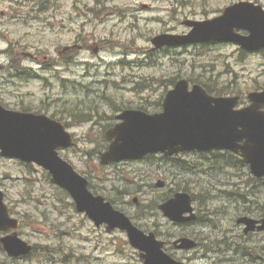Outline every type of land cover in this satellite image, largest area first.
Listing matches in <instances>:
<instances>
[{
	"label": "rangeland",
	"instance_id": "1",
	"mask_svg": "<svg viewBox=\"0 0 264 264\" xmlns=\"http://www.w3.org/2000/svg\"><path fill=\"white\" fill-rule=\"evenodd\" d=\"M41 1L43 5L49 4L43 13H40ZM101 1L102 5L96 8L94 0H33L32 5L21 7L18 12L12 5L14 1L0 0V57L7 64L10 63L8 56L18 51L38 55L41 65V57L57 58L58 51L71 45L81 34L88 35L90 40L85 51L72 55L77 64L59 65L60 69L46 79L39 77L29 82L17 79L14 85L8 82L10 75L4 74V79L8 80L4 81L1 74L0 99L10 110L19 111L23 106L34 113L42 112L67 122L66 128L75 138L76 146L61 151V157L87 178L98 194L118 200L116 207L144 231L152 232L162 225L159 238L173 242L169 236L182 228L169 224L156 208L151 211L154 218L147 214L142 216L141 209L154 208L179 188L199 195L207 191L201 206L205 217H201L207 218L212 211L220 212L211 217V226L201 223L189 227L190 237L204 242L200 235H218L215 243L222 244L208 256L218 264H229L228 260L232 264H248L250 259L243 261L245 246L253 248L258 264H264L261 260L264 258V236L246 241L234 231L240 216L264 217V199L251 196L256 192L251 187L232 192L228 183L222 181V175L217 177L215 173L212 177L210 173L204 176L199 172L182 175L173 170L172 176L168 162L158 168L152 161L110 167L100 166L99 161V154L108 146L103 135L110 128L108 126L116 123L114 118L122 110L157 111L155 102L162 100L166 92L160 80L180 75L196 79L205 70L206 76L212 74L224 80L232 71L243 72L242 64L236 65L226 56L227 52L219 48L188 47L170 53L151 51L150 41L156 35L187 33L189 30L182 25L185 20L202 21L217 16L231 0ZM259 1L264 3V0ZM103 7L107 11L97 18L94 12L88 11L100 12ZM93 49H98L97 54ZM4 52L10 54L3 56ZM25 61L32 70H41L36 62ZM245 66L248 71H262L264 75L262 59L247 61ZM57 74L67 83L60 82ZM73 82L81 87L73 89L70 85ZM74 113L80 114V121L73 120ZM182 160L190 164V161L204 162L198 156ZM160 181L166 183L163 189L156 188ZM175 181H180L178 187ZM0 182L12 214L23 220V240L37 245L40 250L30 261H25L26 264H141L125 233L108 234L104 227L97 229L85 215L75 211L72 200L43 169L0 158ZM125 191L131 194L122 197L120 193ZM134 199L138 200L137 204L133 203ZM168 252L190 264L210 263L203 260L202 251H197L193 257L178 254L174 248Z\"/></svg>",
	"mask_w": 264,
	"mask_h": 264
},
{
	"label": "water",
	"instance_id": "2",
	"mask_svg": "<svg viewBox=\"0 0 264 264\" xmlns=\"http://www.w3.org/2000/svg\"><path fill=\"white\" fill-rule=\"evenodd\" d=\"M227 15L232 17L234 12L228 11ZM226 19L231 22V18ZM222 21L189 23V26L194 27L190 35H162L152 40V43L157 48L207 41H236L247 48L264 44V33L258 29L251 30L255 27L250 28L245 21L235 23L249 29L251 36L247 39L235 37L232 34L234 27L222 24ZM254 24L258 26L259 19ZM188 87L187 81L178 82L175 89L166 96L164 112L160 115L125 111L119 116L123 123L107 133L106 138L111 144L101 154V164L140 159L149 153L172 155L179 151L228 149L241 152L244 161L251 164L253 175L263 177L264 118L258 114L257 109L238 114L233 110L234 101L212 99L203 88L195 86L189 92ZM243 139H247L245 146H239L238 143ZM73 144L72 136L60 123L45 116L7 111L0 106V157L35 163L47 170L53 180L70 193L77 212L85 213L96 227L105 224L108 232L115 229L125 231L131 246L140 252L143 264H182L164 252L165 243L158 240L154 233L145 234L125 214L89 191L88 181L59 156V149H69ZM9 210L0 192V227L6 224L7 229L16 227L17 221L9 218ZM160 210L173 222L182 223L193 219L183 218L184 214L193 212L191 197L187 194H177L161 205ZM241 221L249 228L247 219ZM15 243L17 245L18 241ZM178 243L180 249L193 247L187 239H181L176 245ZM24 246L17 245L10 248L9 252L15 256L26 255L29 249Z\"/></svg>",
	"mask_w": 264,
	"mask_h": 264
},
{
	"label": "flooded vegetation",
	"instance_id": "3",
	"mask_svg": "<svg viewBox=\"0 0 264 264\" xmlns=\"http://www.w3.org/2000/svg\"><path fill=\"white\" fill-rule=\"evenodd\" d=\"M44 1H46V0H44ZM19 2V0H17V3ZM19 3H23V4H28V5H32L33 4V0H25V1H22L21 0V2H19ZM49 5V4H48ZM48 5L47 4H44L43 5V3H42V1H41V4H40V6H42L40 9L42 10V11H46L49 7H48ZM45 18H43V20H44ZM69 53H72V52H69ZM51 65V64H50ZM220 212V210H216V211H212V213L211 214H208L207 215V218L208 217H212L213 215H218V213ZM203 213H204V211L201 213V215H203ZM250 217V216H249ZM252 219H253V217H251ZM256 219V218H255ZM254 219V220H255ZM261 219H263V218H261ZM210 221V220H209ZM209 221L208 220H203L201 223H204V224H208L209 223ZM198 225L200 224V220L198 221V223H197ZM191 225L190 224H188V227H190ZM21 228H23V221L20 219V224H19V229H21ZM237 229L240 231V234H244L245 235V233H244V228H242V227H237ZM215 232H218V228H216L215 229ZM8 234H6V233H3V232H0V239H2V238H5L6 236H7ZM19 235H20V232H19ZM241 236V239H245L246 241H250V239H253V238H255V237H257V236H262V235H264V232H256V233H251V234H249V235H245V236ZM240 236V235H239ZM220 244H222V242H219ZM236 251H239V248L236 250ZM251 249L250 248H246V251L244 252V258H243V261H248L250 258V260L252 261H248V264H256L259 260H258V258H256V256L254 255V256H251ZM253 258H255V259H253ZM261 260H263L264 261V258H261ZM24 261V259H13V258H9L8 256H7V254L4 252V249H3V246L1 245V243H0V264H22V262ZM228 263L229 264H232L231 263V261H229L228 260ZM264 263V262H263Z\"/></svg>",
	"mask_w": 264,
	"mask_h": 264
},
{
	"label": "bare ground",
	"instance_id": "4",
	"mask_svg": "<svg viewBox=\"0 0 264 264\" xmlns=\"http://www.w3.org/2000/svg\"><path fill=\"white\" fill-rule=\"evenodd\" d=\"M227 186H228V185H227ZM229 197L232 198V195H230ZM235 200H237V199H235ZM203 217H205V216L203 215ZM203 217L200 216V219H199V220H200V224H201V222H202L203 220H208V221L210 220V221H209V224H206V225L211 226V224L213 223V221L211 220L212 218H211V217L203 218ZM206 217H207V216H206ZM243 217H249V216H240V217L237 218L236 222H237L238 220H240L241 218H243ZM202 218H203V219H202ZM250 218H251V217H250ZM263 218H264V217H263ZM253 219H255V218H253ZM260 219H261V218H256V220H260ZM201 225H202V224H201ZM192 235H196V234H192ZM192 238H193V237H192ZM194 239H195V238H194ZM214 244L217 245V246H218V245H221L220 243H214ZM215 245L212 244V247H213V249H214V250L212 249L213 251H215V249H216V247H217V246H215ZM246 248H250V247L245 246L244 249H246ZM250 249H251V251H252V252H251V256H254V255H255L256 258H258L257 255L254 254V252H253V248H250ZM260 255H261V254H260ZM260 255H259V256H260ZM250 259H251V258H250ZM253 259H255V258H253ZM251 262H252V261H251ZM258 262H259V261H258ZM258 262H257L256 264H258Z\"/></svg>",
	"mask_w": 264,
	"mask_h": 264
},
{
	"label": "trees",
	"instance_id": "5",
	"mask_svg": "<svg viewBox=\"0 0 264 264\" xmlns=\"http://www.w3.org/2000/svg\"><path fill=\"white\" fill-rule=\"evenodd\" d=\"M171 84V82H167V83H164V87H167V86H169ZM76 114V113H75ZM126 195H129L130 193L129 192H127V193H125ZM112 200V203H116L117 201L116 200H113V199H111ZM141 212L142 213H144V212H146V210H143V209H141ZM147 213V212H146ZM213 245H215V244H213ZM215 246H217V245H215Z\"/></svg>",
	"mask_w": 264,
	"mask_h": 264
}]
</instances>
